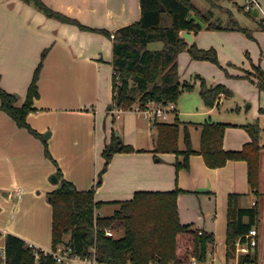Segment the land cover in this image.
<instances>
[{
    "label": "crops",
    "instance_id": "0c3cea01",
    "mask_svg": "<svg viewBox=\"0 0 264 264\" xmlns=\"http://www.w3.org/2000/svg\"><path fill=\"white\" fill-rule=\"evenodd\" d=\"M42 1L92 29L114 32L141 18V0ZM258 2L257 15L253 14L255 8L250 14L241 6L253 21L261 17L252 27L240 24L248 31H181L189 44L215 48L221 65L194 59L183 51L178 57L180 79L193 81L199 74L211 85L228 86L234 94L221 95L213 107L205 105L199 90L183 94L165 121L189 124L195 150L200 149L205 122L227 124L224 148L241 150L251 141L245 125L258 121L262 128L259 184L253 191L246 160L231 159L223 166L209 167L202 154L194 153L189 156L188 167L178 168L177 163L184 164V155L155 150L158 131L149 119L133 109L118 116L112 111L114 107L109 108L114 93L110 37L49 17L26 0H0V85L17 97V106L25 102L34 71L48 49L39 77V96L27 116L28 123L41 135L18 126L1 108L0 100V255L3 257L9 233L53 250L52 204L46 201L47 214L42 223L27 222L26 209L20 219L18 213L29 201L36 205L59 187L54 177L58 168L79 190L91 189L105 162L103 150L116 135L135 150L113 155L103 182L95 190V200L101 203L97 215H111L120 207V201L132 199L137 191L179 188L181 222L212 233V264H226L229 197L239 194L240 206L258 207L255 248L257 264H264V89L252 79L257 67L264 70V28L259 27L264 0ZM246 70L252 75L248 77ZM183 127L181 124L178 141L181 150L186 147ZM46 143L56 163L46 156ZM108 206H115L112 213H107ZM11 208L16 215L9 219ZM66 264L87 262L74 258Z\"/></svg>",
    "mask_w": 264,
    "mask_h": 264
},
{
    "label": "trees",
    "instance_id": "16d2710c",
    "mask_svg": "<svg viewBox=\"0 0 264 264\" xmlns=\"http://www.w3.org/2000/svg\"><path fill=\"white\" fill-rule=\"evenodd\" d=\"M33 3L47 16L64 22L78 24L82 29L94 30L107 35L113 40V104L124 110H132L136 105L145 107L150 102L176 103L181 92L192 89L194 83L182 81L179 74L178 57L188 51L192 58L209 60L220 64L215 48H200L189 44L182 36V30H242L230 10L226 9L223 18L214 13V9L223 7L221 0H209L210 6L199 8L192 0H141V18L119 27L114 32L107 29H92L76 19L55 11L42 0H26ZM252 13V10L249 11ZM199 20H198V19ZM264 28V22H259ZM250 35V33H249ZM162 42L161 48H151L153 42ZM48 49L42 53L31 83L28 86L23 105L17 106V97L0 85L1 108L7 112L18 126L27 128L35 135H41L27 121L33 102L39 96V77ZM249 77L252 74L246 70ZM257 85L264 89V70L257 67L255 74ZM201 95L208 107H213L219 97H229L232 90L224 84L209 85L201 75ZM264 112V108H261ZM181 124L184 125L185 149L179 148ZM156 151L176 152L184 155V164L188 167L189 156L200 153L209 167H220L231 159H244L248 163L249 184L256 191L259 184V155L261 150L262 128L258 121L248 123L245 128L251 141L241 150H226L223 146L227 124L222 122H205L201 126L200 149L192 146L189 124L175 120L158 121ZM135 148L125 144L119 136L113 135L103 150L104 165L98 173L95 185L88 190H79L67 179L60 168L56 175L59 187L50 192L53 207L52 243L53 250L64 245L71 247L72 255L80 257L93 256L101 262L111 264H150L159 260L164 264H187L192 256L198 260L208 259L214 244V235L210 232L183 224L180 220L177 198L182 191H137L132 199L120 201V207L111 215L96 214L101 206L95 200L96 187L103 182L113 155L117 152H131ZM45 154L53 158L45 144ZM240 195L229 197L227 228V260L236 257L237 241L244 240L245 235L260 221L256 205L242 207L238 203ZM106 229L125 231L124 236L115 237L106 234ZM69 235V239H66ZM5 258L0 255V264H35L36 257L28 243L21 237L9 233L5 236ZM95 249V252H94ZM39 264H59L52 255L39 258ZM256 248L248 253L238 254V264H257Z\"/></svg>",
    "mask_w": 264,
    "mask_h": 264
},
{
    "label": "built area",
    "instance_id": "2783aa9c",
    "mask_svg": "<svg viewBox=\"0 0 264 264\" xmlns=\"http://www.w3.org/2000/svg\"><path fill=\"white\" fill-rule=\"evenodd\" d=\"M258 0H245L244 7L248 11L252 10L256 6H258ZM263 22H264V12H263ZM115 74L116 71H113ZM174 108V103H162V102H150L147 103L145 107H141L140 105H136L133 110L141 113L145 118L149 119L152 124L155 125L158 121H168L169 114ZM112 111L120 116L125 110L115 106ZM19 192V191H18ZM106 234L109 236H114V231L112 229H106ZM29 247L32 249L33 253L36 257L35 264H39V258L44 255H52L59 264H66L70 260L74 258H79L87 262V264H111L106 262L99 261L95 255L80 257L78 255H72L71 247H66L64 245L58 246L56 250H45L36 244L28 243ZM236 248V257L227 260L226 264H238V254L240 253H248L258 245V230L257 228H252L244 237V240H238ZM95 252V249H94ZM3 258H5V248L2 251ZM213 258L211 254H209L208 259L204 261L198 260L195 256L190 258V261L187 264H212ZM150 264H164L159 260L151 261ZM169 264H175V262H171Z\"/></svg>",
    "mask_w": 264,
    "mask_h": 264
},
{
    "label": "rangeland",
    "instance_id": "374dc122",
    "mask_svg": "<svg viewBox=\"0 0 264 264\" xmlns=\"http://www.w3.org/2000/svg\"><path fill=\"white\" fill-rule=\"evenodd\" d=\"M199 8L201 9H206L208 8L211 4H210V1L209 0H192ZM244 3H245V0H221V4L223 5L222 8H216L214 9V13L218 16H221L223 18H226L228 15L225 14V10L228 9L231 11V13L234 15L235 19L239 22V24H241L242 26L245 25L247 27H252L255 23L258 22V20L261 18H256V20L253 21V19L249 16V13L248 12H245L241 6H244ZM263 3V2H262ZM248 13V14H247ZM261 15H263V13H261ZM198 19V18H197ZM199 20V19H198ZM203 30H209V29H202L198 32L194 31V30H185V31H189V32H193V33H199ZM213 30V29H212ZM183 31V30H182ZM182 36V35H181ZM150 47L151 48H154V49H157V48H161L162 47V42H153L150 44ZM219 58V56H218ZM220 61V60H219ZM221 64V63H220ZM202 78L205 79V81L207 82V84L211 85L209 80L202 76ZM194 83V86L192 89H185L181 92L179 98H178V101L180 100L181 96L183 94H187V93H191V92H198L199 90V93L201 95V92H200V89H201V83H202V80L201 79H198V80H193L191 81ZM228 87V86H227ZM231 89V88H230ZM232 92H233V89H231ZM197 94V93H196ZM234 94V92L232 93V95ZM237 95V94H236ZM231 97V96H230ZM201 98L203 99L202 95H201ZM177 101V102H178ZM204 102V100H203ZM205 103V102H204ZM206 105V103H205ZM207 106V105H206ZM242 106V105H241ZM243 108H245V106H243ZM197 118V117H196ZM194 120V119H192ZM142 121V120H141ZM143 122V121H142ZM145 123L147 121H144ZM44 137H45V134H44ZM147 140H149V137H147ZM46 200H38L37 204L35 205L34 203H31L29 201V203H27V206L25 207L23 205L22 209H21V212L18 213L17 215V219H20V217L22 216V211L24 212V210L26 209V216H27V222H32V221H37V223H42V222H45V218H46V214H47V205H46V201H48L49 204H51L50 202V198L48 195H46ZM31 204V205H30ZM115 206H108L106 207V211L107 213H112L113 209H114ZM12 209V208H11ZM9 210L8 212V218L11 219L13 218L14 216L13 215H16V212L12 210ZM16 219V220H17ZM19 221V220H18ZM114 231V236L115 237H122L124 236L125 234V231L122 230V229H119V230H113ZM66 237H70L69 235H66Z\"/></svg>",
    "mask_w": 264,
    "mask_h": 264
},
{
    "label": "water",
    "instance_id": "95a60500",
    "mask_svg": "<svg viewBox=\"0 0 264 264\" xmlns=\"http://www.w3.org/2000/svg\"><path fill=\"white\" fill-rule=\"evenodd\" d=\"M253 14H258V12H257V8H255V10L253 11ZM47 135H48V133H46L45 134V137H47ZM55 177V180L57 181L58 179H57V177L56 176H54Z\"/></svg>",
    "mask_w": 264,
    "mask_h": 264
}]
</instances>
